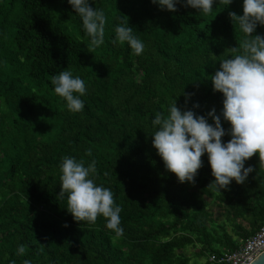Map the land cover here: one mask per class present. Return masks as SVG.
I'll use <instances>...</instances> for the list:
<instances>
[{"label":"trees","instance_id":"16d2710c","mask_svg":"<svg viewBox=\"0 0 264 264\" xmlns=\"http://www.w3.org/2000/svg\"><path fill=\"white\" fill-rule=\"evenodd\" d=\"M89 3L107 17L104 43L91 53L68 0H0V264H188L187 246L201 257L234 249L236 238L264 220L258 154L245 162L255 169L246 182L219 193L207 188L214 180L207 154L195 184H181L151 135L155 114L175 100L182 111L221 113L223 95L208 77L244 38L228 15H242L243 0L228 7L215 0L209 14L183 0L175 12L151 0ZM122 15L145 44L141 55L113 43ZM256 34L264 36V27ZM65 69L85 82L82 112H70L54 92L51 77ZM65 156L85 166L95 160V183L110 188L122 208V236L102 216L77 223L67 212V198L58 196ZM204 198L223 210L222 222ZM243 216L251 218L246 231L232 224Z\"/></svg>","mask_w":264,"mask_h":264},{"label":"clouds","instance_id":"9594fccd","mask_svg":"<svg viewBox=\"0 0 264 264\" xmlns=\"http://www.w3.org/2000/svg\"><path fill=\"white\" fill-rule=\"evenodd\" d=\"M161 11H177L181 0H151ZM233 0H219L229 6ZM73 11L82 20L85 34L90 38L89 52L104 43L107 17L101 8H93L89 0H68ZM185 7L200 13L213 11L215 0H183ZM243 14L228 13L230 21L244 34L238 47L226 50L228 57L219 62V68L210 79L213 92L223 95V109L219 115L213 108L207 115H197L193 110H181L175 102L167 113L157 112L152 120L154 129L152 146L162 159L165 169L174 174L179 183L195 184L202 168L201 157L208 156L214 180L207 188L221 193L232 181L238 185L246 182L255 169L245 167V162L258 154L259 168H264V36L254 33L258 26L264 27V0H243ZM115 27L113 43H127L134 55L144 52L145 44L133 35L128 18ZM54 92L66 101L72 113L82 112L86 94L84 80L65 69L51 77ZM184 94V92H183ZM199 105H194L198 108ZM230 124L226 131L222 119ZM211 119L212 123H209ZM230 139L225 143L223 137ZM88 155H91L89 152ZM93 160L85 166L83 161L65 156L59 165V198H67V212L77 223L94 224L98 216L106 220V228L116 237L123 235L122 208L115 205L110 188L98 186L94 176L97 172ZM67 227V225H65ZM26 247L19 245L17 255H24ZM23 264H30L25 260Z\"/></svg>","mask_w":264,"mask_h":264},{"label":"built area","instance_id":"2783aa9c","mask_svg":"<svg viewBox=\"0 0 264 264\" xmlns=\"http://www.w3.org/2000/svg\"><path fill=\"white\" fill-rule=\"evenodd\" d=\"M264 251V220L258 228L245 238H236V247L222 250L220 253L206 254L209 264H250L251 261Z\"/></svg>","mask_w":264,"mask_h":264},{"label":"rangeland","instance_id":"374dc122","mask_svg":"<svg viewBox=\"0 0 264 264\" xmlns=\"http://www.w3.org/2000/svg\"><path fill=\"white\" fill-rule=\"evenodd\" d=\"M204 199L211 206V210L215 212L214 214L217 215L216 216L217 221L222 222V220L224 219L222 217L223 210L219 209V208L218 209L215 208L214 207L215 203L211 202L210 199H208V198H204ZM45 214H49V212L45 211ZM156 219L157 218H153V220H156ZM250 220H251V218L243 216L240 219L232 221V224L236 223V222H240L246 231V229H248L247 223H249ZM114 240H116L117 242L120 241L119 239H116V238H114ZM195 252H196L195 248H193L191 246H187L184 250L181 251V254L184 255L188 259V264H204L206 256L201 257V256L197 255Z\"/></svg>","mask_w":264,"mask_h":264},{"label":"water","instance_id":"95a60500","mask_svg":"<svg viewBox=\"0 0 264 264\" xmlns=\"http://www.w3.org/2000/svg\"><path fill=\"white\" fill-rule=\"evenodd\" d=\"M250 264H264V251L258 254Z\"/></svg>","mask_w":264,"mask_h":264}]
</instances>
